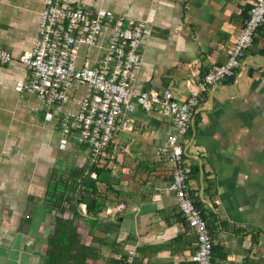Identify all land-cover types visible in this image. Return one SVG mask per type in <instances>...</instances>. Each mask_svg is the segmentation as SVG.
I'll list each match as a JSON object with an SVG mask.
<instances>
[{
	"label": "crops",
	"instance_id": "obj_1",
	"mask_svg": "<svg viewBox=\"0 0 264 264\" xmlns=\"http://www.w3.org/2000/svg\"><path fill=\"white\" fill-rule=\"evenodd\" d=\"M149 24L136 92L169 88L187 97L189 86L225 61L253 0H78ZM44 0H0V47L13 56L0 64V264H45L55 212L44 200L52 182L89 165V150L44 118L31 93L14 86L28 73L19 61L32 47ZM107 33L89 51L103 53ZM89 94L85 86L69 92ZM75 107V105H73ZM97 166L95 206L76 220L80 242L95 248L91 264H194L197 236L170 189L173 165L155 148L173 132L172 119L138 106ZM188 187L212 238V264H264V24L233 78L202 94L193 124L180 138ZM92 178L96 174H90ZM119 203L123 210L111 216ZM67 217L71 216L66 213ZM93 221V222H92ZM94 223V224H92Z\"/></svg>",
	"mask_w": 264,
	"mask_h": 264
},
{
	"label": "built area",
	"instance_id": "obj_2",
	"mask_svg": "<svg viewBox=\"0 0 264 264\" xmlns=\"http://www.w3.org/2000/svg\"><path fill=\"white\" fill-rule=\"evenodd\" d=\"M263 24L264 0H253L225 61L190 85L187 97L179 100L169 88L136 92L132 86L133 73L141 66L148 22L104 7L86 8L78 0H44L32 47L19 57L28 76L14 89L33 94L42 104L44 118L58 126L59 149L75 139L88 148L89 163L96 166L115 136L130 129L128 116L138 106L169 116L174 130L154 154L164 155L173 165L170 189L187 227L197 236L191 260L194 264H212L211 234L188 187L180 138L192 126L202 94L236 75ZM103 33H107L103 53L94 58L87 53L80 57V47L86 51L97 47ZM12 58L7 49L0 47L1 65ZM77 86L87 87L89 94L72 98L69 92ZM124 207L119 203L106 212L113 216ZM132 259L130 251L125 261L129 264Z\"/></svg>",
	"mask_w": 264,
	"mask_h": 264
},
{
	"label": "trees",
	"instance_id": "obj_3",
	"mask_svg": "<svg viewBox=\"0 0 264 264\" xmlns=\"http://www.w3.org/2000/svg\"><path fill=\"white\" fill-rule=\"evenodd\" d=\"M92 172L95 178L90 176ZM102 173L96 165L73 167L48 187L44 203L55 214L54 227L47 240L45 264H91L88 259L96 258L95 248L80 242L76 220L84 218L78 210L80 203L86 204L88 212L95 206L93 196L96 182L103 180ZM196 206L199 207L198 203Z\"/></svg>",
	"mask_w": 264,
	"mask_h": 264
}]
</instances>
